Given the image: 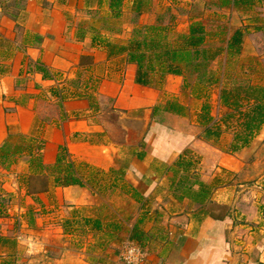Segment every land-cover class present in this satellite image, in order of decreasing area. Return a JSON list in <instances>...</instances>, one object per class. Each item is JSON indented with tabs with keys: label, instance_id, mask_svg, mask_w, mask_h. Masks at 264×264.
Segmentation results:
<instances>
[{
	"label": "crops",
	"instance_id": "crops-1",
	"mask_svg": "<svg viewBox=\"0 0 264 264\" xmlns=\"http://www.w3.org/2000/svg\"><path fill=\"white\" fill-rule=\"evenodd\" d=\"M126 1L122 0L120 17ZM133 1L129 0L132 10ZM108 4L109 0H0V146L10 131L37 137L43 142L44 166H52L58 150L65 148L84 186L31 195L43 206L53 196L70 209L92 208L94 190L87 186L88 173L79 172L82 168L96 177L111 175L112 190L121 182L128 200L139 206L135 243L141 248L142 264H264V155L260 150L253 154L264 142V124L247 147L230 153L229 131L215 140L230 134L218 146L200 137L203 129L196 114L188 120L182 103L177 102L185 108L182 115L165 111L169 98L178 97L179 86L172 83L180 77L167 76L160 90L137 85L134 65L107 56L100 38L109 36L82 25L92 17L114 20ZM113 113L118 122H107L105 117ZM123 121L140 122L139 132ZM115 130L121 139L114 140ZM122 157L128 164L121 178L116 164ZM16 162L23 166L16 172L26 174L24 157ZM185 163H190L187 170L181 166ZM197 183L208 188L202 192ZM3 208L0 205V212ZM16 217L12 225L23 226L22 218ZM6 224L0 219V264L12 263L24 249L20 238L26 237L12 234L14 229L7 233ZM65 230L58 227L52 238L64 241V253L70 240ZM9 245L17 251H9ZM52 251L46 244L40 249L41 254ZM64 255L47 263L65 262Z\"/></svg>",
	"mask_w": 264,
	"mask_h": 264
},
{
	"label": "rangeland",
	"instance_id": "rangeland-1",
	"mask_svg": "<svg viewBox=\"0 0 264 264\" xmlns=\"http://www.w3.org/2000/svg\"><path fill=\"white\" fill-rule=\"evenodd\" d=\"M156 21L162 24L169 22L174 27L175 33L178 34H185L192 22L201 23L210 34L208 45L223 49L222 54L211 64V70L217 75L227 72L226 76L228 74L232 78L237 76L238 80L264 86V0L256 1L250 9L220 7L218 0H149L139 14L130 9L128 0L123 6V16L120 18L113 20L92 17L82 25L100 28V31L109 36L111 42H124L129 38L133 27L151 25ZM237 29L241 30L243 34L241 52L228 59L224 51L226 43ZM30 71L31 68L28 67L27 72L30 73ZM186 78L189 88H183V77H180L179 82L172 83L174 88L176 85L179 86L178 97L169 98L168 101L182 103L186 107L187 119L193 121V117L195 114L197 115V111L207 100L210 105V114L215 121L221 124L229 112L220 105L218 99L223 84L212 86L206 92L208 98H197L195 88L191 94L195 76L188 77L186 75ZM159 108L160 106H158ZM118 117L113 113L108 114L105 119L107 122L117 123ZM232 120L234 122V119ZM232 122L230 125L234 126ZM123 123L134 128L137 132L141 128L140 122L127 124V121H123ZM229 133H231L230 130ZM229 133L221 141H214L213 144L220 146L226 143L230 138ZM23 136L10 131L4 142L13 149L16 145L26 144L23 141ZM201 136L205 138L203 133L200 134ZM121 137L122 134L115 130L114 140H119ZM137 139L138 136L135 140ZM257 150L258 152L260 150V153L264 155V142L254 149L253 154ZM17 160L19 161L20 158ZM24 160L26 162L27 159L24 158ZM16 161L8 168H1L4 172H0V205L2 208L4 207L0 212V219L4 218L7 223L3 225V230L10 233L14 229L12 234L26 236L23 238L24 241L20 238L21 247L24 249L19 251V255L16 254L12 258L10 264H49L47 262L52 259L62 258V254L67 255H64L65 262L61 261L60 264H121L120 252L126 244L132 243L141 250L135 243L139 237V227L137 226L135 229L139 206L128 200L129 192L121 182H116L115 189L112 190V187L109 186L112 181L111 175L100 174L96 177L86 168H82L79 169V172L88 173L85 178L87 186L94 190L92 196L95 202L92 204V208L73 207L70 209L72 206H68L65 202L58 204L53 196L48 197L46 202L48 205L43 206L37 197L32 198L31 195L40 188L46 187L47 180L44 177H42L43 179L40 177L28 178L27 162L26 174L17 173L16 171L21 170L23 166L19 167ZM127 164L126 157H122L116 164V169L124 170ZM13 166L16 167L13 169ZM46 175H48V171ZM15 216L22 218L23 226L12 225ZM87 217L91 220L101 221V224L104 225V232L91 228V225H84V219ZM58 227L62 229L66 227L65 231L70 235L67 236V239L70 240L66 253L60 252L63 240H52L53 236L57 234ZM132 236L133 238H131ZM45 244L53 250L52 253L41 254L40 249ZM7 248L12 252L17 251L15 245H9ZM142 258L141 251L140 264H142Z\"/></svg>",
	"mask_w": 264,
	"mask_h": 264
},
{
	"label": "trees",
	"instance_id": "trees-1",
	"mask_svg": "<svg viewBox=\"0 0 264 264\" xmlns=\"http://www.w3.org/2000/svg\"><path fill=\"white\" fill-rule=\"evenodd\" d=\"M256 1L260 0H218L220 7L231 6L234 9H250ZM148 2L149 0H134V11L139 14ZM121 5L122 0H109L108 7L113 18L120 17ZM209 36L205 27L199 22H192L185 34H178L169 22L162 24L156 21L151 25L133 27L129 38L124 42H111L109 39L102 38L100 42L104 44L108 57H122L125 63L135 66L134 82L139 86L160 90L167 76H178L183 77V88L186 89L189 88L186 75L195 76L191 94L195 88L196 97L206 99L208 98L206 92L212 86L223 84L218 99L220 105L229 111L225 119L221 124L215 121L210 115V105L206 100L196 115V122L203 129L205 138L214 141L218 140L222 133L230 130L231 140L228 152L235 153L247 147L264 124V86L238 80L237 76L234 78L229 74L226 76L227 72L217 75L212 71L211 64L222 54L223 49L209 46ZM242 37V31L239 29L231 34L224 50L228 59L240 54ZM37 69L44 76L46 75L42 67L38 66ZM74 87H77L76 82ZM157 109V107L154 108L153 112L155 113ZM184 109L175 101H167L164 105L165 111L178 115H182ZM230 122L234 126L230 125ZM22 138L26 142L22 146L16 145L12 149L6 142L0 146L1 168H8L17 159L24 157L28 165L27 177H44L47 180L46 187L38 191L46 192L57 187L84 186L81 178L77 176L74 163L68 159L65 148L58 150L52 166H44L40 154L43 142L34 136ZM142 156L138 155V158ZM181 166L187 170L190 163ZM47 171L48 175H46ZM119 171L122 178V170ZM197 184L202 192L208 188L202 183ZM84 225H91V228L95 230L101 228L97 219H84Z\"/></svg>",
	"mask_w": 264,
	"mask_h": 264
},
{
	"label": "built area",
	"instance_id": "built-area-1",
	"mask_svg": "<svg viewBox=\"0 0 264 264\" xmlns=\"http://www.w3.org/2000/svg\"><path fill=\"white\" fill-rule=\"evenodd\" d=\"M141 250L134 244L128 243L120 252L121 264H140Z\"/></svg>",
	"mask_w": 264,
	"mask_h": 264
},
{
	"label": "water",
	"instance_id": "water-1",
	"mask_svg": "<svg viewBox=\"0 0 264 264\" xmlns=\"http://www.w3.org/2000/svg\"><path fill=\"white\" fill-rule=\"evenodd\" d=\"M141 134V133H140Z\"/></svg>",
	"mask_w": 264,
	"mask_h": 264
}]
</instances>
